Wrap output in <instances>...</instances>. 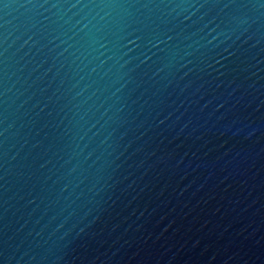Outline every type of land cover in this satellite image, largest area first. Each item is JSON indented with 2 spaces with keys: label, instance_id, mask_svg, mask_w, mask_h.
<instances>
[{
  "label": "water",
  "instance_id": "95a60500",
  "mask_svg": "<svg viewBox=\"0 0 264 264\" xmlns=\"http://www.w3.org/2000/svg\"><path fill=\"white\" fill-rule=\"evenodd\" d=\"M0 264H264V0H0Z\"/></svg>",
  "mask_w": 264,
  "mask_h": 264
}]
</instances>
